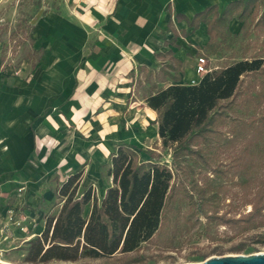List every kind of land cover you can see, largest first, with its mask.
Wrapping results in <instances>:
<instances>
[{"label":"crops","instance_id":"1","mask_svg":"<svg viewBox=\"0 0 264 264\" xmlns=\"http://www.w3.org/2000/svg\"><path fill=\"white\" fill-rule=\"evenodd\" d=\"M236 1L249 0H70L36 22L34 49L43 54L35 68L4 70L0 58V222L10 210L28 218L26 232L11 228L6 248L42 235L56 190L72 174L84 171L80 194L93 187L102 197L120 144L160 145L157 113L147 99L133 101L136 77L158 76L156 90L198 84L214 15L197 29L191 22ZM244 25L233 18L229 31L240 35Z\"/></svg>","mask_w":264,"mask_h":264},{"label":"trees","instance_id":"2","mask_svg":"<svg viewBox=\"0 0 264 264\" xmlns=\"http://www.w3.org/2000/svg\"><path fill=\"white\" fill-rule=\"evenodd\" d=\"M258 9L261 13L254 28L264 31L263 0L233 2L222 15L216 8L208 9L198 14L191 25L197 29L214 15L208 23L210 41L206 49L216 55L232 37H238L229 31L231 20L245 22ZM29 41L35 58L31 65L35 68L43 52L34 49L31 34ZM1 60L3 64V56ZM24 61L30 64L29 60ZM161 71L163 77L179 80L165 69ZM262 81L264 58H255L213 69L196 85H171L149 96L147 104L158 115L160 145L141 152L135 146L120 144L110 160L112 184L102 197L93 187L80 194L84 171L72 174L56 190L59 203L53 209L57 212L45 217L42 235L26 243V262L76 263L86 258L130 257L153 243L173 248L187 241L194 217L204 218L208 226L217 229L227 226L229 230L244 232L263 227L264 148L253 147L254 141L264 137V114L236 126L252 130L249 140L236 139L222 146L227 120L250 101L264 98L263 90H259ZM166 151L171 152L170 164L162 162ZM199 166L221 178L243 169L249 179L241 189L237 184H199L195 179ZM239 204L250 206L251 210L236 218L228 208ZM244 249L238 246L234 251ZM221 251L217 248L213 252ZM203 258L207 260L208 256ZM150 261L156 263L158 259L137 257L128 264Z\"/></svg>","mask_w":264,"mask_h":264},{"label":"rangeland","instance_id":"3","mask_svg":"<svg viewBox=\"0 0 264 264\" xmlns=\"http://www.w3.org/2000/svg\"><path fill=\"white\" fill-rule=\"evenodd\" d=\"M69 4L70 0H0V58L4 57V70L6 68L20 69L22 65L27 63L24 61L25 59L30 62V66L27 68L32 67L31 63L35 61V58L31 53L32 43L29 41V35L31 34L33 38L36 22L49 13L61 14L62 9ZM260 13L261 9H258L252 17L247 18L246 27L241 34L238 37H232L216 55H208L210 68L220 70L240 61L264 58V31L254 28L255 20ZM159 80L158 76L152 75L148 71L140 73L136 77L133 101L146 100L156 93L158 89H154V86H157ZM260 85L262 87L259 90H263L264 94V81ZM263 114L264 98L250 101L239 108L232 119L227 120L225 126L226 136L223 139L222 146L229 141H237L236 139L239 141L249 140L252 130L238 128L240 122L261 118ZM254 127L258 128L259 125ZM254 142L253 150L264 148L263 136ZM145 150L146 148L141 149V152ZM240 150L242 148L239 146L238 151ZM162 156V162L171 163L170 151L164 152ZM195 179L199 181V184H210L213 187H226L229 184H237L238 188L241 189L249 177L245 170L238 169L234 170L228 178H221L199 166ZM229 209L232 216L240 218L241 214H248L251 207H243L239 204ZM54 211L52 209L49 214L55 213ZM15 213L19 212L16 211ZM47 215L48 213H45L44 218ZM19 216L27 218L24 212H20ZM193 224L194 228L187 241L173 248L166 249L162 246L158 247L157 243H153L145 245L140 253L130 257L118 255L110 259L93 260L86 258L76 263L53 262L50 264H128L129 260L137 257L158 259L156 263L150 261L147 264H199L205 261L203 255L208 256L207 259H209L219 256L264 254V226L244 232L229 230L227 226L217 229L214 225L208 226L206 220L202 217H194ZM208 236H211V238H208ZM238 246H244L245 249L240 252L234 251V248ZM4 247L6 248V246ZM26 248V244L13 249L7 247L8 253L0 260L6 264H30L26 262ZM217 248L222 250L221 253L213 252Z\"/></svg>","mask_w":264,"mask_h":264},{"label":"built area","instance_id":"4","mask_svg":"<svg viewBox=\"0 0 264 264\" xmlns=\"http://www.w3.org/2000/svg\"><path fill=\"white\" fill-rule=\"evenodd\" d=\"M212 70L213 69L210 68V61L208 58L204 56L198 58L196 67V73L198 75L204 76ZM192 85H196V83L192 82ZM8 213L9 216L7 218V221L0 222V259L3 258L4 255L9 251L4 246L6 245V243L11 241L13 237V230L11 228H15L17 230H20L21 232H26L27 229L25 226L24 216H18L17 213L13 212V210H10ZM0 262L2 261L0 260Z\"/></svg>","mask_w":264,"mask_h":264},{"label":"water","instance_id":"5","mask_svg":"<svg viewBox=\"0 0 264 264\" xmlns=\"http://www.w3.org/2000/svg\"><path fill=\"white\" fill-rule=\"evenodd\" d=\"M199 264H264V254L211 257Z\"/></svg>","mask_w":264,"mask_h":264}]
</instances>
